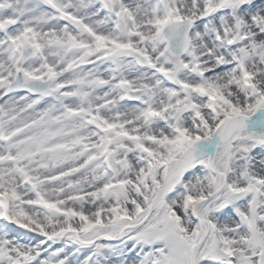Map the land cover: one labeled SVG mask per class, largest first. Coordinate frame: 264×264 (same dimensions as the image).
Instances as JSON below:
<instances>
[{"label": "snow or ice", "instance_id": "snow-or-ice-1", "mask_svg": "<svg viewBox=\"0 0 264 264\" xmlns=\"http://www.w3.org/2000/svg\"><path fill=\"white\" fill-rule=\"evenodd\" d=\"M0 264H264V0H0Z\"/></svg>", "mask_w": 264, "mask_h": 264}]
</instances>
